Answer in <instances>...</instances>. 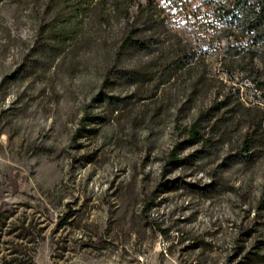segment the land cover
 <instances>
[{"label":"rangeland","instance_id":"rangeland-1","mask_svg":"<svg viewBox=\"0 0 264 264\" xmlns=\"http://www.w3.org/2000/svg\"><path fill=\"white\" fill-rule=\"evenodd\" d=\"M73 4L60 42L34 3L0 2V264H264V0H189L209 39L173 77L168 49L128 51L123 19L90 28ZM198 119L212 144L186 141Z\"/></svg>","mask_w":264,"mask_h":264},{"label":"trees","instance_id":"trees-1","mask_svg":"<svg viewBox=\"0 0 264 264\" xmlns=\"http://www.w3.org/2000/svg\"><path fill=\"white\" fill-rule=\"evenodd\" d=\"M2 0H0L1 2ZM34 3L38 13L46 19V16L51 15L48 21H44L40 25V29L48 30L54 38L61 37L60 42L65 40L63 34L59 36L57 34V27L60 25H67L70 22V18H67L63 11L64 1L69 0H27ZM76 4L71 6V11L75 14L79 13L86 17L84 26L90 28L99 27L107 28L111 26L114 21L124 20L123 34L121 38V47L130 51L138 50L148 53L158 52L157 58L162 55L163 49H168L171 52V56L168 57L164 70L169 77H173L178 71H187L197 63L199 57L197 50L200 44H206L209 39L208 35L201 33L202 17L196 12L189 10V0H75ZM230 9H218L212 14L213 20L209 24L213 31H225V28H221V17L225 14H229ZM190 15V16H189ZM179 16L185 20V27L178 20ZM82 22H78L76 26ZM238 23V24H237ZM238 26L251 31L258 30V18L244 23L237 22ZM186 27L190 29V32H195L191 39L184 40L182 37V31L186 30ZM65 30V29H63ZM72 31H78V28L70 29ZM67 30V32H71ZM192 30V31H191ZM66 32V33H67ZM50 35V37H51ZM81 38H85V34H82ZM58 36V37H56ZM214 36V35H213ZM223 36L213 37V41H221ZM229 43H234V40L230 36L225 37ZM196 43V44H193ZM197 45V46H196ZM239 52L235 50L232 56H236ZM204 58V57H203ZM139 69H131L130 73H127L128 77L133 82L139 81L140 78ZM261 113V118L256 124V130L262 128V120L264 119V110L256 106ZM253 107L247 108L252 110ZM252 126L248 128L242 140V145L246 154L252 157L254 149L257 147L258 140L253 133ZM263 131V129H260ZM264 137V131L262 132ZM189 145L203 144L210 145L213 141L210 138L205 137L202 131L201 121L198 119L194 121L190 128L187 130V140ZM180 144L176 145L175 149L171 153L170 162L173 164L179 163L181 160L177 159V152ZM17 179L14 180V184L17 187ZM72 214V210L65 212L61 217V223H64L69 219Z\"/></svg>","mask_w":264,"mask_h":264}]
</instances>
